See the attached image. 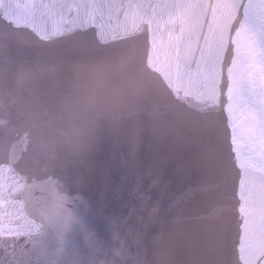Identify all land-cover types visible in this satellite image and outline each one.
I'll return each mask as SVG.
<instances>
[{
    "label": "water",
    "instance_id": "95a60500",
    "mask_svg": "<svg viewBox=\"0 0 264 264\" xmlns=\"http://www.w3.org/2000/svg\"><path fill=\"white\" fill-rule=\"evenodd\" d=\"M84 2L0 0V264H230L236 10Z\"/></svg>",
    "mask_w": 264,
    "mask_h": 264
},
{
    "label": "snow or ice",
    "instance_id": "6c2138e0",
    "mask_svg": "<svg viewBox=\"0 0 264 264\" xmlns=\"http://www.w3.org/2000/svg\"><path fill=\"white\" fill-rule=\"evenodd\" d=\"M107 2L86 0L72 4L84 8L81 31L96 28L99 39L105 25L103 17L97 24L94 7ZM119 2L132 5L140 0ZM230 2L239 18L235 54L226 87L219 89V97H210L206 106L209 113L217 109L228 113V128L218 142L217 165L233 181L231 210L239 252H233L230 264H264V0ZM89 19L92 23L86 27ZM254 171L260 173L259 177L253 175Z\"/></svg>",
    "mask_w": 264,
    "mask_h": 264
}]
</instances>
